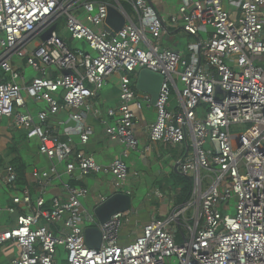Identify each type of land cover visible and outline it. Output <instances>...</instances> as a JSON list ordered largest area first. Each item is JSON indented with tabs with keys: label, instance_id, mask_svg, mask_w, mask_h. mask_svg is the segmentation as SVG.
Segmentation results:
<instances>
[{
	"label": "built area",
	"instance_id": "obj_1",
	"mask_svg": "<svg viewBox=\"0 0 264 264\" xmlns=\"http://www.w3.org/2000/svg\"><path fill=\"white\" fill-rule=\"evenodd\" d=\"M164 3L0 0V69L7 76L0 79V124L39 141V155L54 163L27 178L10 164L0 170V251H19L9 264H264V67L257 64L264 63V0H181L167 19L158 10ZM111 6L126 18L117 33L104 29ZM62 17L71 40L95 54L72 49L57 28L41 39ZM175 33L195 42L185 51L167 46ZM143 69L164 77L150 141L183 149L178 170L193 187L184 205L154 217L125 244L129 212L101 224L84 207L87 187L66 183L67 201L49 199V190L64 167L70 180L77 172L110 176L116 193L131 196L121 189L133 177L126 159L139 152L136 111L152 103L134 89ZM116 75L120 104L109 111L114 123L105 133L124 150L101 165L81 147L94 135L92 101ZM172 87L180 106L169 111ZM62 111L70 114L61 135L49 125ZM232 200L235 215L227 213ZM87 227L100 229L99 249L87 246Z\"/></svg>",
	"mask_w": 264,
	"mask_h": 264
},
{
	"label": "crops",
	"instance_id": "obj_2",
	"mask_svg": "<svg viewBox=\"0 0 264 264\" xmlns=\"http://www.w3.org/2000/svg\"><path fill=\"white\" fill-rule=\"evenodd\" d=\"M178 34L179 33H175L170 38H166L165 44L167 46H177L172 43V39H174ZM137 79L138 73L136 77H133L134 89L140 95L146 94L137 89ZM111 82L114 83L112 84ZM120 84L121 75L114 76L109 81L107 89H103L104 92L102 90L92 101V111L87 118V123L94 128V135L89 143L81 147V149L87 154H92L96 161L101 165L111 164L114 160L122 156L124 150V146L120 142L110 139L105 133V129L114 123V117L109 114V111L117 109L120 104ZM146 108L149 112L155 108V106L151 103V105L146 106ZM69 114V111H62L53 117L50 120V129L55 132H59L62 135L64 129L62 123H67L69 121ZM136 116L139 152L127 160L133 177H131L124 185L123 190H130L131 194L134 190L133 188H135L139 194L147 192L145 197L148 201H142L139 207L134 211V215L137 216L135 221L136 228L129 231L127 235L123 236L124 239L122 238V243L125 244L132 243L139 235L143 226L151 222L154 217L166 218L176 209L180 208V198L182 196V189H175L172 186L168 189L169 184L164 182L162 179L166 176V165H171L172 171L183 177L178 170L179 161L184 155L183 149L181 147H172L169 145L152 143L150 141L149 133L150 128L155 121L151 124L148 122L146 111H144V109L142 111H136ZM155 116H157L156 112ZM3 122L7 121L4 120ZM68 124L74 125L73 122H69ZM16 131L17 130H15V132ZM76 140H78V138H76ZM29 141L31 140L24 142L23 136H19L17 143H15L13 134L4 137L3 141H0V143H2L0 146V152L3 146L8 147V144L10 145L11 143H13V145H17L19 151L15 152L14 158L19 157L25 163L26 167L23 176L26 178L31 169L37 167L51 169L54 164L47 158L39 155V141L37 140L35 145L34 143L32 144V148H35H33V150L31 149V152H28L27 154L25 152H20V148L22 149V146L29 143ZM147 148H149V150ZM177 151L183 152V154L178 158H176V155L172 153ZM58 171L59 176L57 179L54 178L53 184L49 190V199L57 196L61 197L63 201H67L69 194L65 188L66 183H70L71 185L77 187H87L90 193L88 198L84 201V207L88 211L89 208L85 205L87 204L91 209H93L89 212H93L100 205L102 197L109 198L117 192L114 180L110 176L93 174L89 176H80V173L77 172L76 178L74 180H70L64 173V167H59ZM65 176L68 177L67 181L64 179ZM124 191L121 189V192ZM0 192L2 193V189H0ZM152 196L156 197L157 200L150 201ZM132 212L133 211L130 210L127 216L129 214L131 215ZM18 253L19 251L16 247L4 248L0 251V264H9L12 258Z\"/></svg>",
	"mask_w": 264,
	"mask_h": 264
},
{
	"label": "rangeland",
	"instance_id": "obj_3",
	"mask_svg": "<svg viewBox=\"0 0 264 264\" xmlns=\"http://www.w3.org/2000/svg\"><path fill=\"white\" fill-rule=\"evenodd\" d=\"M181 5V0H165V3L164 4H160L158 5V10L161 12V14L163 15V17L165 19L168 18V16L173 13L176 9L179 8V6ZM57 32L59 34V36L65 40L67 42V44L72 48V49H80V50H83L85 52H88V53H92V54H95L93 51L90 50L88 44L86 42H83V41H79V40H71V34L69 33V31L66 29V19L65 17H62L59 22H58V27H57ZM203 37L204 39L206 40L207 39V34H203ZM195 42L192 38H189L187 37L186 35L182 34V33H179L174 39H172V43L173 44H176L177 47L181 50H186L187 49V46L188 44L190 43H193ZM17 62V61H16ZM261 66L264 67V63H257ZM27 74L29 77H34L35 76V72L31 69H27ZM3 78H7L6 74L3 72L2 69H0V79H3ZM115 82V81H114ZM114 82H111L112 84ZM111 85V84H110ZM179 85V88L181 90H183V85L182 84H178ZM108 86H106L104 88V90L107 89ZM103 90V92H104ZM144 106V111H146V117L148 118V122L151 124L152 122L155 121V112L157 113V110L156 108H153L151 111H147V108H146V105L143 104ZM180 106V102H179V98H178V95H177V92L175 91V89L172 87V94L170 96V99H169V102H168V105H167V109L169 111H173V110H176L177 108H179ZM38 107V110L41 109V108H44L45 105H40V106H37ZM6 121V120H5ZM6 123V124H5ZM14 130H11L9 128V126L7 125V122H2V124L0 125V141H3V138L6 137V136H9L10 134H13L14 135V138H15V143H17L18 141V137L19 136H24V132L23 131H14ZM242 131V130H240ZM34 143V145L36 144V140H31L29 141V143H27L26 145L22 146V149L20 148V152H25L26 154L28 152H31V149L33 150V147L32 148V144ZM2 145V143H0V146ZM13 145V143H11L10 145L8 144V147L7 146H3L1 148V152H0V168H4L5 166L9 165L10 164V161L15 157V153H13L11 151V146ZM26 151H25V150ZM11 152V153H10ZM174 155H176V158H178L180 155L183 154V152H172ZM128 159H126V162H127ZM128 163V162H127ZM165 171H166V176L162 179L164 180V182L168 183L169 184V188H171L170 186H172L173 188L175 189H183V188H186L187 185H188V180L187 178H184L180 175H177L175 174L173 171H172V167L171 165L168 166L166 165L165 166ZM203 175H206V172H203ZM68 177H64L65 181H67ZM133 192L131 194V198H132V206H131V211L132 214L126 216L124 218V227H123V230H122V238L124 239V235H127V233L133 229L136 228V219H137V216L134 215V211L139 207L140 203L142 201H148L146 199V194L147 192L143 193V194H139L137 192V190L135 188H133ZM124 191V190H122ZM152 199H150V201L152 200H157L156 197L152 196L151 197ZM4 203V202H3ZM177 203V202H176ZM178 204V203H177ZM89 209L88 211H92L93 209L90 208V206H88L87 204H85ZM148 205V204H147ZM184 205V203H182L180 206ZM227 213L229 215H235L236 214V201L235 200H232L230 202V209L227 211ZM193 215V212H190L189 213V216H192Z\"/></svg>",
	"mask_w": 264,
	"mask_h": 264
},
{
	"label": "water",
	"instance_id": "obj_4",
	"mask_svg": "<svg viewBox=\"0 0 264 264\" xmlns=\"http://www.w3.org/2000/svg\"><path fill=\"white\" fill-rule=\"evenodd\" d=\"M126 24V18L113 6L109 7L108 18L105 31L108 33H117L122 30ZM53 25L49 30L42 34L41 39L47 41L56 30ZM164 77L148 69L138 72L136 87L139 91L151 96L152 104L156 106ZM218 91L221 92L219 88ZM179 174V173H178ZM132 198L125 193H115L107 201L95 209V214L101 224H105L116 214H126L130 212ZM86 244L89 248L99 249L102 245V233L98 227H87L85 229Z\"/></svg>",
	"mask_w": 264,
	"mask_h": 264
},
{
	"label": "trees",
	"instance_id": "obj_5",
	"mask_svg": "<svg viewBox=\"0 0 264 264\" xmlns=\"http://www.w3.org/2000/svg\"><path fill=\"white\" fill-rule=\"evenodd\" d=\"M23 141L24 142H26V141L28 142V139H27V136L26 135L23 136ZM11 147H12L11 148V151L12 152L15 153V152H18L19 151L17 145L14 144ZM10 164L17 168V170L19 171V173L21 174V176L24 175V173H25V167L26 166H25V163L23 162V160L21 158H19V157L14 158L13 160L10 161ZM0 165H1V163H0ZM1 169L2 168H0V170ZM184 178H187V177H184ZM187 180H188L187 187L182 189V196L180 198V203L181 204L182 203H185L186 201H188L189 198H190V195H191V191H192V187H193V182H192V179H190V178H187ZM21 183L23 184L24 182L22 181Z\"/></svg>",
	"mask_w": 264,
	"mask_h": 264
}]
</instances>
